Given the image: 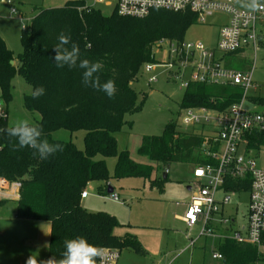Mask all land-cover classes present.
Returning <instances> with one entry per match:
<instances>
[{"label": "trees", "instance_id": "trees-1", "mask_svg": "<svg viewBox=\"0 0 264 264\" xmlns=\"http://www.w3.org/2000/svg\"><path fill=\"white\" fill-rule=\"evenodd\" d=\"M197 23L192 13L154 11L144 19L121 17L114 11L106 16L101 10L86 5L85 0L69 1L62 8L38 9L30 27L24 29L21 43L23 51L15 59L0 36V90L6 106L12 102L13 81L17 74L31 86H43L45 94L37 99L24 98L25 109L41 117L37 125L50 143L64 146L47 159H41L32 148L14 150V139L1 134L0 177L21 184L16 215L19 219L43 221L50 224V237L46 260L52 256L62 258L65 241L84 237L98 248L131 250L140 256L146 254L140 242L131 235L117 237L121 227L114 216L104 212L90 213L81 205L82 194L92 182H99L107 194L111 179H151L153 166L134 161L128 150L118 153L117 134L124 126L128 114L142 109L134 83L147 64H156V45L162 40L184 42L187 31ZM64 33L80 49V60L102 64L98 73L101 83L115 81L116 94L109 98L102 91L85 87L79 67L58 68L53 48ZM264 47V36L261 37ZM71 44L68 45L70 47ZM158 50V49H157ZM16 61L12 66L11 62ZM228 65L232 66L228 63ZM181 108L205 107L225 111L241 100L243 91L234 86L192 84L185 92ZM264 105V99L252 98ZM9 127L7 123L3 129ZM65 130L71 135L84 132V149L72 140H55V132ZM247 151L258 153L264 146L263 135L248 139ZM203 138L193 130L184 132L176 122L166 125L160 136H144L138 154L150 161L165 165L187 164L197 168L217 161L202 152ZM102 157V160H97ZM116 157L114 176L109 175L107 158ZM166 180L151 184L162 186ZM251 179H230L226 192L249 193ZM6 201H1L0 206ZM218 250L220 264H259L264 253L258 247L221 241ZM96 257V264H98Z\"/></svg>", "mask_w": 264, "mask_h": 264}, {"label": "rangeland", "instance_id": "rangeland-1", "mask_svg": "<svg viewBox=\"0 0 264 264\" xmlns=\"http://www.w3.org/2000/svg\"><path fill=\"white\" fill-rule=\"evenodd\" d=\"M10 1L20 14L12 15L9 6L0 0V34L16 59L23 51L21 37L24 28H29L32 18L38 14V11L35 13L33 8H62L69 0ZM109 1L112 6H100L106 16L114 12L116 2V0ZM225 19L224 16H217L211 18L207 24L197 22L187 31L185 42H201L206 47L215 49L219 29ZM260 30L264 33V22ZM158 45H156L155 55L158 61H162L164 55L156 51ZM228 62L240 70L253 69V87L249 96L264 99V47L260 45L256 54L253 49L248 48L244 53L228 57ZM153 76L156 82L151 84L150 79ZM13 86L12 102L7 106V125L10 127L19 119H28L31 123L37 124L41 119L40 115L27 111L24 106L25 96L32 93L31 86L19 74L15 76ZM133 88L139 100H144V103L139 112L126 115L125 121L131 123L132 127L128 124L124 126L121 133L117 134L118 153L128 150L131 158L137 163L154 165V162L138 154L144 136H160L166 125L172 122H176L180 130L184 132L193 130L200 133L201 125L188 128L182 125L181 115L184 112L181 102L185 93L177 83L168 80V72L165 68L156 67L148 73L143 67ZM246 106L251 107L249 103ZM84 136L85 133L82 131L71 135L68 131L61 130L53 134L55 140H72L79 149H84ZM102 159V157L97 158V160ZM105 160L109 175L113 177L117 158L110 157ZM257 162L259 167L264 168V148L260 156H257ZM161 167L162 165L158 164L157 180L162 179L159 170ZM153 168L157 170L156 167L153 166ZM191 169L187 164L173 165L168 181L162 186L150 185V181L143 178L111 179L109 185L114 189L111 195L102 193L99 182H92L87 186L86 192L89 198L82 201V206L88 211H103L115 216L122 224L117 236L127 233L134 235L148 252L147 257L138 258L125 250L121 253L120 264H220L213 259V253L217 251V241L200 237L201 225L190 229L176 218V214L184 216L186 204L191 203L196 190L193 185L194 191H188V181L185 182L190 177ZM113 195L118 196L119 199H112ZM225 196H229L231 204L224 209V214L236 220L233 229H238L239 225L246 223L249 193ZM221 197L222 195L219 194V199ZM16 208L15 202H5L0 206V264H26L27 259L32 255L38 261H45L44 241L40 240L37 243L30 234L36 231L29 225L36 224L27 223L47 222L17 220ZM191 241L196 242L195 246L186 251Z\"/></svg>", "mask_w": 264, "mask_h": 264}, {"label": "built area", "instance_id": "built-area-1", "mask_svg": "<svg viewBox=\"0 0 264 264\" xmlns=\"http://www.w3.org/2000/svg\"><path fill=\"white\" fill-rule=\"evenodd\" d=\"M109 2L85 0L91 8L101 5L110 7ZM114 11L121 17L135 19H144L154 11L192 13L200 24H207L217 16L228 18V22H223L219 29L215 49L201 42L162 40L156 51L164 55V60L147 64L144 68L148 73L156 67L165 68L168 80L177 83L184 91L192 84L234 86L243 91L241 100L225 111L205 107L183 109L182 125L187 128L201 125L202 152L217 163L194 168L198 198L187 206L182 220L190 229L201 225L200 237L233 240L258 247L264 253V168L258 166L254 151H247L249 138L256 134L264 136V108L259 109L253 101L248 102L253 87V69L240 70L228 65L230 56L244 53L248 48L253 49L255 54L259 50L264 33H260L258 25L264 20V10L250 12L241 7L237 0H116ZM11 13L17 14V10L12 8ZM154 82L155 76L150 79L151 84ZM248 103L250 108L246 106ZM7 120V106L0 102V129ZM1 134L2 131L0 150ZM249 177L251 188L247 226L246 233L242 234L233 231L231 217L224 216V209L231 204L229 196L225 195L238 193L226 192L225 187L230 179L245 180ZM20 193V183L0 177V201L18 200ZM87 195V192L82 194V198ZM112 199L119 198L113 195ZM195 243L191 241L188 249L194 248ZM120 257V250L105 248L98 258V264H117ZM213 258L221 260L222 255L214 253Z\"/></svg>", "mask_w": 264, "mask_h": 264}, {"label": "clouds", "instance_id": "clouds-1", "mask_svg": "<svg viewBox=\"0 0 264 264\" xmlns=\"http://www.w3.org/2000/svg\"><path fill=\"white\" fill-rule=\"evenodd\" d=\"M241 7L250 12L264 10V0H237ZM59 43L53 48L55 56L53 60L58 68L68 66L79 67L82 71V83L85 87H91L97 91L104 92L107 97L112 98L116 94V84L113 80L101 83L98 73L102 70V64L92 63L87 59L80 60V49L78 44L71 43V38L64 33L58 36ZM71 44L70 47L68 45ZM45 94L43 86L36 87L31 95L34 99ZM8 137L13 138L14 150L32 148L41 159H47L64 146L60 143H50L47 139H41L43 131L41 126L31 123L28 119H19L12 126L0 129ZM102 254V250L92 245L84 237H76L65 241V251L62 258L51 257L45 261H38L35 256H29L26 264H96V257Z\"/></svg>", "mask_w": 264, "mask_h": 264}, {"label": "crops", "instance_id": "crops-1", "mask_svg": "<svg viewBox=\"0 0 264 264\" xmlns=\"http://www.w3.org/2000/svg\"><path fill=\"white\" fill-rule=\"evenodd\" d=\"M69 1H72V0H69ZM69 1H67V2H69ZM1 2L2 3H5L7 6H9V8H10V12H11V9L12 8H15L16 10H17V14L19 13L20 14V11L14 6V4L10 1V0H1ZM8 2H11V4H8ZM66 2V3H67ZM110 3V5L112 6V3L111 2H109ZM116 3V2H115ZM115 5V4H114ZM107 7V6H106ZM50 8H53V7H50ZM50 8H39V7H34L33 8V10H34V12L36 11H38V9H50ZM96 9H98V10H101L100 9V6H98ZM35 12V13H36ZM17 14H12V15H17ZM225 17V16H224ZM34 18V17H33ZM32 18V19H33ZM32 21V20H31ZM228 22V18H226L225 19V23H227ZM263 22H264V20L263 21H261L260 23H259V31H260V33H262L263 34V31L262 30H260V28H261V26H262V24H263ZM222 24V23H221ZM25 29V28H24ZM0 36H1V34H0ZM2 37V36H1ZM3 38V37H2ZM3 40H4V38H3ZM5 41V40H4ZM5 43H6V41H5ZM7 45V44H6ZM8 47V46H7ZM9 48V47H8ZM10 49V48H9ZM11 50V49H10ZM12 51V50H11ZM14 65H16V62H14ZM185 92V91H184ZM251 92V91H250ZM0 97H1V90H0ZM249 101L250 102H252V97H250L249 96ZM0 102H2V101H0ZM253 103V102H252ZM255 104L254 105H258L259 106V109H261V108H264V105H261L260 103H258V102H254ZM202 136V135H201ZM203 138V137H202ZM118 142V141H117ZM202 146H203V144H202ZM264 148V146H262V149ZM202 149V148H201ZM260 153H261V151L260 152H258V153H256V152H254V155H255V157H257V156H260ZM141 164V163H140ZM173 165H180V164H173ZM173 165H170V169H169V173H168V178H169V174H170V172H171V168H172V166ZM151 166H154V167H156L157 168V166H158V164H156V163H154V165H151ZM163 168H164V166H162L159 170L161 171V178H162V180H164L163 179ZM192 169H191V174H190V177L185 181L186 183H187V181H188V191H190V192H193L194 191V187H193V185L195 186V188H196V190H195V193H194V195H193V197H192V199H191V202L194 200V199H196V198H198V184H197V182H196V180H194V178H193V170H194V168L193 167H191ZM158 171V168H157V170H154L153 171V173H152V176H151V179L149 180L150 181V185H153V184H151L152 183V181H155V180H157V175H156V172ZM168 178L166 179V181H168ZM113 189L111 186L109 187V189ZM108 189V190H109ZM113 193H114V189H113ZM112 193V194H113ZM107 194H108V192H107ZM109 195H111V194H109ZM222 196H223V193L221 194ZM89 198V194L87 195V197L86 198H82L81 199V205H82V201H85V200H87ZM119 198V197H118ZM20 199V198H19ZM18 199V200H19ZM18 200H3V201H6V202H15V203H17L18 202ZM1 202V201H0ZM190 203H187L186 204V208H187V206L189 205ZM83 207V206H82ZM84 208V207H83ZM17 209V208H16ZM85 209V208H84ZM86 211H88L87 209H85ZM88 212H90V213H98V212H103V211H88ZM224 212V211H223ZM104 213H106V212H104ZM183 213V212H182ZM108 214V213H107ZM109 215H111V214H109ZM182 214H176V218L178 219V221L181 223V224H183V225H185L186 227H188L187 225H186V223L182 220V217L183 216H181ZM17 216V215H16ZM111 216H113V215H111ZM224 216H225V214H224ZM115 217V216H114ZM227 217H230V216H227ZM16 219L18 220L19 218L18 217H16ZM232 219V224H231V227H232V229H233V226H234V224H236V220L235 219H233V218H231ZM21 220V219H20ZM120 222V221H119ZM27 224H36V225H29L30 226V228L31 229H34L36 232L35 233H30L31 234V236L33 237V239L38 243L40 240H43L44 241V245H45V247H44V250H45V255H44V259L46 260V256H47V249H48V243H49V237H50V224L49 223H27ZM120 224H121V222H120ZM121 226H122V224H121ZM246 226H247V217H246V223L244 224V225H239L238 226V229H233V230H235V231H238V232H240V233H242V234H245L246 233V230H245V228H246ZM121 228V227H120ZM120 228H118V229H116L115 230V235L117 236V232H118V230H120ZM195 228H197V227H194V228H191V229H195ZM37 231H39V232H37ZM220 231H227V230H220ZM125 235H131V234H129V233H127V234H125ZM125 235H123V236H117V237H119V238H121V237H124ZM131 236H134V235H131ZM135 237V236H134ZM136 238V237H135ZM212 239H214V238H212ZM214 240H216L217 241V251H215L214 253H219L220 254V252H219V250H218V246H219V243L221 242V240H219V239H214ZM236 242V241H235ZM238 243V242H237ZM140 244H141V242H140ZM242 244V243H241ZM142 245V244H141ZM142 247L144 248V246L142 245ZM144 250H145V252H146V254L144 255V256H140V255H138V254H136L135 252H133V251H131V250H126V251H128V252H131L132 254H134L136 257H138V258H145V257H147V255H148V252H147V250L144 248ZM187 250H190V249H186V251ZM123 251H125V250H123ZM122 251V252H123ZM185 251V252H186ZM121 252V253H122ZM214 253H213V255H214ZM121 258V257H120ZM214 259V258H213ZM214 260H217V261H219L220 263H221V260L220 259H214ZM119 261H120V259H119ZM118 261V263L117 264H120V262ZM122 264V263H121Z\"/></svg>", "mask_w": 264, "mask_h": 264}, {"label": "water", "instance_id": "water-1", "mask_svg": "<svg viewBox=\"0 0 264 264\" xmlns=\"http://www.w3.org/2000/svg\"><path fill=\"white\" fill-rule=\"evenodd\" d=\"M11 65L14 66V61L11 62ZM170 165H165L163 168V179L166 180L168 178V173H169ZM113 189L108 190V194H112Z\"/></svg>", "mask_w": 264, "mask_h": 264}, {"label": "snow or ice", "instance_id": "snow-or-ice-1", "mask_svg": "<svg viewBox=\"0 0 264 264\" xmlns=\"http://www.w3.org/2000/svg\"><path fill=\"white\" fill-rule=\"evenodd\" d=\"M189 215H190V216L192 215L191 212L189 213Z\"/></svg>", "mask_w": 264, "mask_h": 264}]
</instances>
